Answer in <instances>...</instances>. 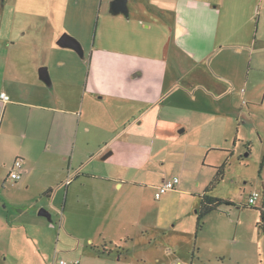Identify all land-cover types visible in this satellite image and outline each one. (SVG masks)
Segmentation results:
<instances>
[{
	"label": "crops",
	"instance_id": "obj_1",
	"mask_svg": "<svg viewBox=\"0 0 264 264\" xmlns=\"http://www.w3.org/2000/svg\"><path fill=\"white\" fill-rule=\"evenodd\" d=\"M133 1L141 5L134 9L150 10L151 13L153 10H159L160 13L153 12L155 14L153 16L145 11L144 16L150 19L146 18L144 21L132 19L129 10V18L122 15L124 18L117 19L129 27L128 31L138 27L147 32V37L151 34L155 39H152V42L145 40L131 44L121 36L111 37L108 45L104 39H100L95 44L97 51L91 52L92 62L95 59L97 64L104 65L107 60L112 66L117 63V74L116 70L108 74L101 67H95L89 70L83 80L85 83L80 86L82 79L78 70L83 74L82 70L70 69L69 74L75 76L76 82L74 92L66 93L56 86L61 85L60 80L53 82L51 90L44 88L33 67L24 75L21 73L22 69L14 62L7 64L4 61L0 62V183L3 186L8 184L15 161L21 159L24 162L22 180H25L22 182V188L29 189L32 186L33 168L29 162L32 155L40 154L39 161H42L40 168H47L48 174L53 175L48 182L56 183L48 186L44 192L49 200L62 192V196L65 193V201L68 203L72 191L77 198L85 201L86 210L92 209L94 213H100L104 210L101 208L107 206L106 199L99 194L102 188L109 189L108 187L113 186V189L124 190L125 187L143 186V182H147L145 180L147 173H151L148 169L149 163L153 161L149 154L140 151L146 138L145 134L142 137L131 136L130 140L124 134L125 137L120 139L121 145L115 148L113 145L109 146L107 140L102 139L98 144L100 148L98 152L91 149L92 143L88 141L85 149L91 150L83 154L85 158L80 163V170L84 174L78 170L72 173V168L75 167L74 159L78 153L76 150L78 136L81 131L90 133L91 119L95 117L96 112L102 110L99 103L125 99L129 102L127 106L138 110V113L133 114H138L137 116L132 115L133 119L138 121L140 129L149 130L153 141L181 145L183 148L184 160L180 170L184 177L178 176L180 184L171 192L190 197L194 189L200 188L204 192L201 199L207 195L230 202L224 205L232 208L235 203L231 198H218L211 194L226 177L235 161L247 164L248 169L255 151V155L262 160L258 177H253L256 182L253 188L255 192L260 193L255 205L251 206L256 214L255 222L249 224L237 221L234 223V236L236 241L240 232H244L245 235L255 233L258 244L260 238L264 237L259 228L262 213L264 214V0H192V3L208 4L210 11L218 14V18H214L218 19L217 24L210 28L211 34L215 36L212 44L208 45L206 58L214 53L224 54L221 64L243 67V72L247 68L246 79L243 82L234 80L238 70H233L232 76L218 75L220 82L211 81L210 84L203 75H193V70L197 68L190 70L189 66L192 63L189 64L185 58H181L185 53L191 56L189 44L183 41V36L185 33L189 35L193 33V29L184 25L177 13L185 12L186 0ZM128 4L130 7V0ZM164 11H174L175 14L170 15L169 19ZM205 61L201 59L200 63L203 64ZM193 63L199 64L196 61ZM214 72L218 74V69ZM7 82L11 83L9 89L11 93L1 86ZM20 82L31 88L19 91L27 93L18 98L16 93L18 87L20 88ZM222 83L227 86H223ZM205 86L208 88L205 89ZM233 91H237L243 100L242 105L247 109L237 106L232 96ZM2 94L8 96L9 100H3ZM168 97L171 99L167 101ZM207 98L212 103L191 106L184 103L185 100L200 102ZM17 107H26L29 113V121L23 122L27 123L26 126L18 128L20 133L17 132L19 118ZM84 108L86 113L83 117ZM63 132L69 134L71 138L68 147L61 145ZM16 137L21 143L20 147L30 139L26 144L30 148L22 147L23 151L26 149L25 153L20 152L18 156L8 158L14 151L13 143ZM33 143L37 145L33 146ZM111 151L112 156L103 161L102 157ZM243 152L248 154L245 155ZM55 155L60 158L57 165L53 162ZM198 166L201 173L195 178L196 184L190 185L193 177H189L188 174L193 167ZM205 169L212 173V177L205 179L203 172ZM69 174L70 176L73 174V178L83 174L82 179H93L99 183H81L79 187H74L75 180L69 178ZM215 179H219V182L213 187L212 182ZM78 180L82 181L81 178ZM160 183L153 184L156 192L162 185ZM80 187L83 189L79 190ZM1 197L0 194V204ZM16 204L14 203L17 213L10 209H0V264H38L40 257L46 262L56 247L54 226L42 219L44 216L33 215L31 208ZM132 204L134 205L133 200L122 198L116 205L121 208ZM223 216L230 220L229 215ZM219 228L216 235L227 227ZM229 229L220 240L225 239ZM83 240L95 245V238L91 234ZM211 249L214 250L213 247ZM112 252L113 249L105 246L101 254H96V257L91 259L106 262L110 260ZM253 255L259 260V244L253 250Z\"/></svg>",
	"mask_w": 264,
	"mask_h": 264
},
{
	"label": "rangeland",
	"instance_id": "obj_2",
	"mask_svg": "<svg viewBox=\"0 0 264 264\" xmlns=\"http://www.w3.org/2000/svg\"><path fill=\"white\" fill-rule=\"evenodd\" d=\"M112 1L114 0H0V62L4 61L5 64L14 62L17 67L22 69L21 73L24 75H27L26 73L31 67L34 68L37 75H39L40 68L47 67L52 81L60 80L61 85L56 86L66 93L74 92L76 82L75 76L69 74L70 69L82 70L83 74L78 70L82 79L79 83L80 86L85 83L83 80L89 70L95 67H101L108 74L116 70L117 74V63L112 66L107 60L104 65L97 64L95 59L92 62L91 52L97 51L95 49L96 42L104 39L108 45V40L111 37L119 38L121 36L133 44L145 40L152 42V39L155 38L151 34L147 37V32L138 27L133 31H128L129 27L117 19L124 18L122 15L113 17L108 14ZM137 2L146 1L137 0ZM140 6V3L136 4L130 0L131 18L150 19L144 16V12L150 14V10L134 9ZM184 7L185 12L177 13L184 25L193 29V33L191 35L185 33L183 36V41L189 44L191 56L189 57L184 52L185 55L181 58H185L189 64L192 63L189 66L190 70L194 67L197 68L193 70L192 74L203 75L206 82L208 81L210 84L211 81L220 82L219 76L230 77L233 70H238L234 80L245 81L247 68L243 72V67L221 64L224 54L214 53L206 58L208 45L212 44L215 36L211 34L210 28L217 24L218 19L214 18H218V14H214L213 10L210 11L209 5L202 2L192 3V0H186ZM153 12L160 13L159 10H153L151 13L153 16L155 15ZM164 12L169 19L170 15L175 14L174 11ZM121 31L122 33H120ZM198 31L203 33H198ZM64 33L71 35L81 43L85 51L83 58L76 51L57 45V40ZM194 54L197 57L193 56ZM192 59L193 62L196 61L199 64L193 63ZM201 59L206 61L201 64ZM215 69H218V74H215ZM58 73L60 75H57ZM181 73H183L182 70ZM222 84L227 86L225 83ZM42 85L51 90L45 83ZM1 86L10 92L11 83L7 82ZM19 86L16 94L18 98H21L27 92L19 91L28 90L31 87L22 82ZM206 87L204 88L207 89L208 87ZM233 93L236 94L232 96L235 98L237 106H243V100L237 91H233ZM13 98L20 101L16 97ZM170 99L171 97H168L167 101ZM224 102L226 101L224 100ZM184 103L188 106L198 103L208 105L212 101L207 98L200 102L185 100ZM127 104L129 102L125 99L99 103L102 110L96 112L95 117L91 119L90 133L81 131L78 136L76 149L78 153L74 159L75 167L72 168V173L78 170L84 174L80 170V163L85 158L83 154L92 148L94 152H98L100 150L98 144L102 139L107 140V144L109 143V146L113 145L112 147L115 148V146L121 145L120 139L125 137L124 134L128 140L131 136L142 137L145 134L146 138L143 140L140 151L149 154L153 159L148 166L151 173H147L145 179L147 182H143L144 185L140 188L125 187L124 190H120L110 186L109 189H101L99 194L107 202L106 208H101L104 209L102 212L94 213L92 209L86 210L85 201L77 198V195H74L72 191L68 203L65 201V193L62 196V192L49 200L44 192L48 186L56 183L48 182V179L53 175L48 174L47 168H40L42 163L41 160L39 161L40 154L32 155V160L29 162L33 166L32 186L29 189L22 188L25 180H21L17 185L8 182L3 186L0 183L1 210L5 208L17 213V208L14 206V203H17V206L31 208L33 215H39L41 209H46L52 215L51 222L45 217L42 219L54 226L56 247L46 262L40 257L38 264H62V261L71 264L73 260L79 261L80 264H264V237L260 238L258 243L260 257L259 260H256L253 250L258 247L257 234L248 233L245 235L244 232H240L236 241L234 236V223L241 221L253 224L255 222L256 214L249 206L248 199L255 192L253 186H256V182L253 177H258L261 158L255 155L254 151L248 169L247 164L238 161L230 166L226 177L211 195L218 198H231L235 204L232 208L228 205L221 206L218 211L206 217L199 227L197 224L199 212L202 209L201 195L204 193L200 188L194 190L192 188L193 193L190 197L178 194V192H168L160 200L155 199L156 190L153 184H159L160 181L162 184L165 179L175 175L184 177L180 170L184 160L182 146L153 141L149 130L147 128L140 129L138 121L133 119V116L138 115H133L138 113V110L131 109L132 107ZM17 109L19 112L17 132L20 133L18 128L26 126L27 123L23 122L29 121V113H27L28 108L26 107H17ZM85 113L86 108H84L83 117ZM125 130H127L126 133ZM138 130L141 131L138 132ZM61 139L63 147H68V144L71 143L69 134L65 132ZM88 141L92 143L91 149H85V144ZM19 142L16 137L13 143L14 151L8 158L18 156L20 152L25 153L26 149L23 151L22 147H26L30 139L24 142L22 147ZM35 145L37 144L33 143V146ZM246 153L244 154L246 155ZM53 162L55 165L59 164L60 158L55 155ZM199 169L200 166L190 170L188 175L193 177L190 185L196 184L195 178L201 173ZM203 172L209 173V170L205 169ZM205 173V179L212 177V173L208 175ZM83 174H80L78 178H73V174L71 176L69 174V178L75 180L74 187H79L81 183H99L94 182L93 179H82ZM79 178L82 181H79ZM55 189L53 190L55 191ZM82 189V187L79 188V190ZM122 198L133 200L134 205L117 207L116 204ZM222 213L229 215L230 220L225 218ZM6 215L8 216V214ZM218 226L227 228L216 235V232L220 230ZM228 228L230 229L225 239L220 240ZM89 234L95 238V245L83 240ZM105 246L113 249L109 257L110 260L106 262L92 260L91 258L96 257V254L103 252ZM119 257H121V261H119Z\"/></svg>",
	"mask_w": 264,
	"mask_h": 264
},
{
	"label": "water",
	"instance_id": "obj_3",
	"mask_svg": "<svg viewBox=\"0 0 264 264\" xmlns=\"http://www.w3.org/2000/svg\"><path fill=\"white\" fill-rule=\"evenodd\" d=\"M110 14L113 16H119L124 15L129 18V4L128 0H114L111 2L110 7ZM57 45L61 48H66L69 50H74L78 55L81 56V58L84 57V49L81 45V43L74 37H72L69 34L64 33L62 36L59 37L57 40ZM39 77L43 83H45L49 88L52 87V78L49 72V69L47 67H42L39 69ZM112 156V152L104 155L102 157L103 160H107ZM40 216H44L49 221L52 220V215L49 211H46V209H41L39 212Z\"/></svg>",
	"mask_w": 264,
	"mask_h": 264
},
{
	"label": "built area",
	"instance_id": "obj_4",
	"mask_svg": "<svg viewBox=\"0 0 264 264\" xmlns=\"http://www.w3.org/2000/svg\"><path fill=\"white\" fill-rule=\"evenodd\" d=\"M3 98V100L8 101L9 97L6 95L1 96ZM23 173H24V162L23 160L19 159L16 160L14 163V167L11 170V173L9 174V182L12 184H18L22 178H23ZM180 184V177L176 176V177H172V178H167L164 180V182L162 183V185L159 187L158 192H156L155 194V198L157 200H159L162 195H164L167 192H171L174 191L178 188ZM260 195L259 192H254L248 199V204L249 206H253L256 203V200L258 198V196ZM79 261H73L71 262V264H79ZM62 264H67L65 261H62Z\"/></svg>",
	"mask_w": 264,
	"mask_h": 264
},
{
	"label": "trees",
	"instance_id": "obj_5",
	"mask_svg": "<svg viewBox=\"0 0 264 264\" xmlns=\"http://www.w3.org/2000/svg\"><path fill=\"white\" fill-rule=\"evenodd\" d=\"M219 176H221V174H219ZM220 179V178H219ZM219 179H215L212 182V186L214 187L215 184H217L219 182ZM230 202L227 201H223V200H218L212 197H209L207 195H205L202 198V209L199 212V217H198V226L200 227L201 224L203 223L204 218L210 214L213 211H218V209H220L221 206H223L224 204H229ZM259 228L260 230H262V232L264 233V214L262 213V218L261 221L259 222ZM106 252V251H104Z\"/></svg>",
	"mask_w": 264,
	"mask_h": 264
}]
</instances>
